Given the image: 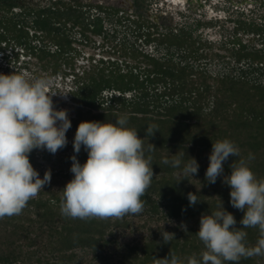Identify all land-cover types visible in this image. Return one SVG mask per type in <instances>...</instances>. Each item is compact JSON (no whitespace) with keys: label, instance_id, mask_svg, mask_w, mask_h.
<instances>
[{"label":"trees","instance_id":"16d2710c","mask_svg":"<svg viewBox=\"0 0 264 264\" xmlns=\"http://www.w3.org/2000/svg\"><path fill=\"white\" fill-rule=\"evenodd\" d=\"M13 1L0 0V5L7 7L6 13L0 15V41L22 47L26 54L37 59L43 70L57 73L63 63L74 68L73 38L67 24L89 26L81 20L79 6L83 4L78 0H53L40 7L23 4L21 11H14L12 7L18 5ZM237 22V29H243L246 20ZM95 23V31L102 32L101 16L96 17ZM153 25L156 30L143 31L145 26L139 24L137 35L140 38L144 35L146 44L155 46V52L134 45L129 49V43L123 39L118 57L101 59L82 74L72 73L74 88L70 89V95L76 105L69 116L71 128L66 135L73 139L63 148L72 152L58 159L68 167H61L56 174L73 178L70 157L75 154L73 140L80 122L115 123L117 118L126 116V126L135 128L138 136L144 138L145 156L151 157L154 173L150 187L141 197L144 209L135 216H147L148 222L164 206L165 215L185 223L187 233L173 227L179 234L168 243L162 237L122 243L118 241L117 229L132 225L131 220L65 217L60 211L62 191H49L46 196L41 190L21 214L0 219V264H157V259L166 258L169 253L177 256L181 264H187L188 257L195 254L200 259L205 250L196 235L200 217L217 210L221 201L224 209L235 217L236 228L243 227L240 220L244 212L232 207L231 189L222 183L223 176L215 184H209L204 173L209 164L199 160L211 152L212 143L228 139L240 149V157L230 156L224 162L223 175L231 174L229 165L235 159L244 158L256 177L264 178V44L256 48L237 38L236 60L244 64L231 72L222 69L212 73L207 63L199 62L204 54L198 53L201 47L195 44L194 36L198 39L202 36L194 33L200 21L195 26L185 23L173 29L167 27L166 32L159 31L157 23ZM128 50H132L130 54ZM18 56L16 53L17 61ZM13 67L10 59L7 67L10 74ZM149 125L156 126L151 137L145 136ZM148 143L155 149L149 151ZM40 152L46 158L52 156L47 151ZM36 153L33 150L29 154L30 162L37 159ZM175 154L182 159L180 168L162 162L173 159ZM250 154L254 158L248 160ZM76 155L81 164L86 162L83 146ZM190 157L199 165L196 174L202 178L199 190L189 184L191 176L176 174L182 172ZM188 193H195L200 200L195 206L189 205ZM156 196L159 200H155ZM244 231L245 243L254 246L259 238L258 228ZM239 264H264V256L241 258Z\"/></svg>","mask_w":264,"mask_h":264},{"label":"clouds","instance_id":"9594fccd","mask_svg":"<svg viewBox=\"0 0 264 264\" xmlns=\"http://www.w3.org/2000/svg\"><path fill=\"white\" fill-rule=\"evenodd\" d=\"M53 80L47 77L27 78L25 74H0V219L21 214L27 203L37 197L44 186L51 182V171L43 178L29 160L33 150H46L56 154L66 147L67 131L71 121L66 109L57 110L50 92ZM61 94V93H60ZM67 96V94H62ZM127 117L112 122H80L73 140L74 155L70 157L73 178L62 191L60 211L72 219H121L140 214L144 209L141 197L153 180L151 157L145 156L144 138L135 128H129ZM155 125L145 129V136H153ZM83 146L87 160L81 164L77 155ZM149 151L155 146L148 143ZM177 154V153H176ZM164 159V164L180 168L181 157ZM240 157V149L230 140L212 143L209 166L205 180L229 186L232 207L244 212L240 224L232 213L226 211L221 201L217 210L200 217L196 233L204 245L200 259L187 258V264H239L241 258L264 256V178L258 179L244 158L229 165L230 175H223L224 162ZM251 154L248 160L253 159ZM199 165L194 157L184 164L181 174L193 177ZM179 182V181H178ZM190 206L200 200L195 193H188ZM187 233V226L181 225ZM258 228L259 238L254 246L245 241L244 229ZM174 233L161 232L164 243L174 239ZM157 264H181L174 254L157 259Z\"/></svg>","mask_w":264,"mask_h":264},{"label":"rangeland","instance_id":"374dc122","mask_svg":"<svg viewBox=\"0 0 264 264\" xmlns=\"http://www.w3.org/2000/svg\"><path fill=\"white\" fill-rule=\"evenodd\" d=\"M51 1L53 0H14L13 2L17 3L18 6L12 7V10L21 11V5L23 4L34 7L47 6ZM64 1L69 2L70 0ZM78 1L83 4L79 6L83 14L81 20H84L89 26L73 24L72 22L67 24L70 28L69 35L73 38L71 53L74 68L63 63L62 69L57 73H52V70H43L37 63V59L26 54L22 47L16 46L13 42L0 41V74L10 75V70L7 67L8 61L12 59V64H14L13 73L25 74L29 79L51 78L53 85L50 92L57 93L52 97L54 107L57 110L66 109L68 117L73 114L74 105H76L70 95V89L74 88V74L72 75V73L82 74L85 69L100 63L101 59L118 57V53L122 52L123 39L129 43V49L134 45V47L139 46L140 49L143 48L145 51L155 52V46L146 44L144 35L141 38L137 35L139 24L145 26L143 31L146 29L154 31L157 28L153 24L157 23L159 31L166 32L167 27L173 29L177 24L181 26L185 23L195 26L197 21H200L201 25L194 33V35L200 33L202 36L200 39L196 38V35L194 36V39H196L195 44L201 47L198 53L204 54L199 62L207 63L212 73H218L217 71H222V69L231 72L234 67H241L244 64V61L238 62L236 60L237 38L256 48H260L264 44V0ZM138 2L141 5L140 7H138ZM6 11L7 7L4 8L0 5V15L6 13ZM97 16H101V23H103L102 32L99 33L95 31ZM239 19H245L246 22L244 28L238 30L237 21ZM53 47L55 48V46ZM131 51L128 50L127 53L130 54ZM16 53L19 54L18 61L15 59ZM121 59L125 58L121 56ZM62 94H67V96ZM104 95L105 97L108 96V92L105 91ZM66 138L67 144H70L73 136L67 137L66 135ZM40 151L42 150H37V159L31 161V164L38 171L40 178H43L46 170L51 171L50 187H47L49 184L45 185L43 191H45L46 196L49 195V191L61 193V189L72 178L56 174L61 167L64 169L68 167L67 163L58 159L63 158L64 154H70L72 149L58 150L56 154H52L51 157L47 158ZM210 153H206L205 157L199 162L209 164ZM206 169H204V173ZM176 174H181V172L177 171ZM201 179L200 175L195 174L191 177L189 184L192 188L199 190L202 188ZM155 200H159V197L156 196ZM165 211L164 206L159 207L158 212L155 213V219L148 222L146 220L147 216L142 218L135 215L125 216L126 221L131 220L130 223L133 224L117 229L118 241L134 243L141 241L143 237L160 239L163 231L175 235L179 234L172 228L177 227L176 230H180L182 229L181 225L185 223L174 217H167ZM157 216L160 217L159 220L156 219Z\"/></svg>","mask_w":264,"mask_h":264}]
</instances>
